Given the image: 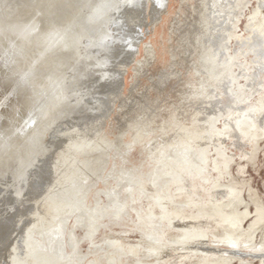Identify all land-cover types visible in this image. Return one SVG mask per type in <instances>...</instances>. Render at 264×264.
Wrapping results in <instances>:
<instances>
[{
	"label": "water",
	"instance_id": "water-1",
	"mask_svg": "<svg viewBox=\"0 0 264 264\" xmlns=\"http://www.w3.org/2000/svg\"><path fill=\"white\" fill-rule=\"evenodd\" d=\"M264 171V0H0V264H240Z\"/></svg>",
	"mask_w": 264,
	"mask_h": 264
},
{
	"label": "rangeland",
	"instance_id": "rangeland-1",
	"mask_svg": "<svg viewBox=\"0 0 264 264\" xmlns=\"http://www.w3.org/2000/svg\"><path fill=\"white\" fill-rule=\"evenodd\" d=\"M263 216H264V171L246 239L247 243H245L240 264H261V260L264 259V217ZM248 247H250L249 250H251V253L248 252L247 249Z\"/></svg>",
	"mask_w": 264,
	"mask_h": 264
},
{
	"label": "bare ground",
	"instance_id": "bare-ground-1",
	"mask_svg": "<svg viewBox=\"0 0 264 264\" xmlns=\"http://www.w3.org/2000/svg\"><path fill=\"white\" fill-rule=\"evenodd\" d=\"M260 207V206H259ZM260 214V213H259ZM262 215V214H261ZM264 217V216H263ZM247 243V242H246ZM248 249V252H250L251 253V250H249L250 249V247H248L247 248ZM249 259V258H248ZM261 264H264V259L263 260H261Z\"/></svg>",
	"mask_w": 264,
	"mask_h": 264
}]
</instances>
